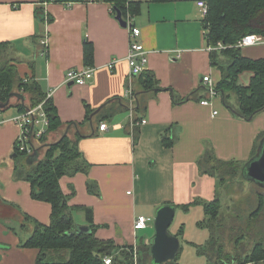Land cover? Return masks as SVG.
Segmentation results:
<instances>
[{
    "label": "crops",
    "instance_id": "obj_1",
    "mask_svg": "<svg viewBox=\"0 0 264 264\" xmlns=\"http://www.w3.org/2000/svg\"><path fill=\"white\" fill-rule=\"evenodd\" d=\"M197 1L134 0L138 14L125 16L129 14L132 26L140 31L136 41L146 52L145 71L153 74L159 88L141 92L139 77H130L126 60L129 31L116 20L110 2L0 0V43L10 44L8 51L14 56L9 53V60L13 59L18 77L33 80L45 95L50 93L60 121L56 130L46 134L45 142L34 143L37 158L44 155L43 145L64 136L77 143L89 170L63 176L60 188L65 195L74 192L68 204L81 208L72 212L73 219L74 214L80 219L77 226L89 229L82 209L89 210L98 227L95 237L112 241L119 251L125 245H149L152 221L162 205H174L175 215L193 216L200 226L205 213L193 203L217 198L216 177L202 174L198 166L207 146L221 161L245 164L264 137V110L244 120L220 100L200 104L206 98L202 77L210 76L216 86L221 74L210 61ZM262 40L242 47V55L264 59ZM86 41L93 48L89 66L93 77L82 86L65 84L67 71L87 68L83 63ZM250 78L245 72L240 83L247 86ZM127 90L132 93L131 108ZM22 95L26 105L29 99ZM173 95L182 102L174 103ZM20 103L11 98L10 106L0 110V264H35L37 251L21 246L30 236L23 231L21 216L50 224V204L33 200L30 183L15 174L20 129L13 118ZM101 123L106 124L104 131L98 129ZM164 139L172 141L169 148L163 146ZM185 205H190L188 210L182 209ZM140 216L149 220L147 228L134 232L133 223ZM183 225L177 227L182 234ZM178 232L174 236L181 249ZM138 233H142L139 239ZM191 246L194 261L190 264H201L200 260L211 264L198 246ZM182 254L176 264H182Z\"/></svg>",
    "mask_w": 264,
    "mask_h": 264
},
{
    "label": "trees",
    "instance_id": "obj_2",
    "mask_svg": "<svg viewBox=\"0 0 264 264\" xmlns=\"http://www.w3.org/2000/svg\"><path fill=\"white\" fill-rule=\"evenodd\" d=\"M112 3V12H120L124 18L127 12L136 15L139 12L138 5L126 0H106ZM168 0H153L163 3ZM208 7L207 15L201 21L207 46L217 47L220 43L224 46L219 51L210 52L212 66L217 67L221 79L216 84V91L222 96V102L232 112L244 120H249L256 113L264 110V59L252 60L241 53L237 43L248 35L260 36L264 39V0H204ZM50 19L48 18V21ZM8 43H0V102L5 103L14 86L21 89L19 94H28L31 102L29 107H35L45 100L46 95L33 80L19 78L15 65L10 60H5L9 48ZM83 63L88 68L93 63V48L87 41L83 45ZM250 73L249 84L240 83V75ZM139 77L141 92L158 91V82L153 74L144 71ZM235 95L237 109L227 103L230 94ZM173 102L179 103L173 95ZM179 101V102H178ZM137 105V104H136ZM19 113H24L28 107L24 103L17 105ZM119 107L126 108L119 104ZM43 109L48 120L46 133L38 140L45 142L48 132L56 130L60 121L55 106L50 99L46 100ZM87 114L89 112L87 111ZM99 121L98 123H100ZM172 141L163 140V146L169 148ZM45 152L38 159L37 147L32 145V152L27 154L15 145L14 157L17 158L16 177L23 179L31 185V198L50 204V224L43 226L24 215L23 231L30 236L21 243L23 248L35 249L37 256L35 264H104L103 258L110 257L111 264H135L133 260V245H125L123 250L114 245L112 241H102L95 237L98 228L93 224L89 210L82 209L89 223L88 232L77 233V225L72 217V212L81 210L78 207L69 206V198L73 195H65L60 188L59 180L63 176H72L77 173H87L89 164L85 162L79 153L77 143L70 141L66 136L53 144L43 145ZM244 164L237 162H225L216 158L213 150L207 146L205 154L199 160L198 166L202 174L214 176L217 182L223 183L235 178ZM90 190L91 184L87 185ZM260 205L262 198L258 196ZM203 207L205 219L200 226L210 229V237L207 244L198 246V251L211 264H264V243L258 241L249 250H245L242 240L251 238L255 229L256 219L261 214L262 206L254 210L246 219H242L238 212L230 225H224L220 217V204L216 198L212 202L195 201ZM190 205L182 206L188 210ZM89 213V217H88ZM223 226H225L223 229ZM219 231L217 235L214 233ZM242 232V233H241ZM177 236H182V230ZM232 242V245H230ZM225 244L229 249L225 248ZM139 248V249H138ZM118 249V250H117ZM143 249V250H142ZM145 250L148 259L145 260ZM136 264H151L149 259V245L142 248L136 247ZM118 255H116L117 253ZM115 253V254H114ZM140 253L144 256L142 260ZM178 255L173 261L166 264H176Z\"/></svg>",
    "mask_w": 264,
    "mask_h": 264
},
{
    "label": "built area",
    "instance_id": "obj_3",
    "mask_svg": "<svg viewBox=\"0 0 264 264\" xmlns=\"http://www.w3.org/2000/svg\"><path fill=\"white\" fill-rule=\"evenodd\" d=\"M51 1V0H50ZM134 2V0H126L127 6ZM196 5L198 9L200 10V14L202 19L205 18L208 12V7L207 4L204 0H198L196 2ZM111 11L112 10V3H111ZM128 13V12H127ZM123 21L126 23V28L129 31V49H128V54L126 56V60L128 62V66L130 69V77H138L141 75L142 72L145 71V66L147 64V56L146 52L143 50V47L140 43L136 41V39L140 36V31L139 29L135 28L132 26V19L129 14L125 16L124 18L122 17ZM263 40L260 36L256 35H248L242 38L238 43L237 47L242 48V47H247V46H253L256 44L261 43ZM42 44L45 45V42H42ZM224 46L222 44H218L217 47H210L208 46L209 52L212 51H219L223 49ZM111 65L109 66V68ZM93 77V68H85L81 70H69L65 74L64 78V83L65 84H75V85H85L87 84L88 81H90ZM202 83L205 88L206 92V98L200 101L201 105H209V101L213 100L216 95V86L214 85L213 81L211 80L210 76L205 75L202 77ZM127 98L130 99V108H131V103L133 101L132 99V93L130 90L126 91ZM50 99V93L46 95L45 100L38 104L35 107H27L24 113H21L17 115L15 118H13V122L19 127L20 129V134L18 137V149L21 152H25L27 154H30L32 152V145L36 141H38L45 133L48 128V120L46 118L43 105L46 100ZM213 114H216L214 112ZM141 123H145L144 120L141 121ZM98 129L100 131H104L106 129V124L101 123L99 124ZM149 220L145 217H138L135 219L133 223V231H141L145 230L147 228ZM134 246V251H133V260L134 263L136 264L137 260V255H136V247ZM104 264H111V258L110 257H104L103 258Z\"/></svg>",
    "mask_w": 264,
    "mask_h": 264
},
{
    "label": "rangeland",
    "instance_id": "obj_4",
    "mask_svg": "<svg viewBox=\"0 0 264 264\" xmlns=\"http://www.w3.org/2000/svg\"><path fill=\"white\" fill-rule=\"evenodd\" d=\"M201 15V14H200ZM9 53L10 56H14L12 52L7 51L5 60H9ZM13 60V59H12ZM10 60V62H12ZM21 89H18L16 86L12 89V92H21ZM24 94L28 97V94L24 92ZM227 97V103L232 106L233 108L237 109V104L235 100V95L232 93L230 96ZM29 98V97H28ZM30 100V99H29ZM214 100H220L222 102V96L218 92ZM16 100H11V104H15ZM31 104L30 101H27L26 105L29 107ZM223 104V102H222ZM224 105V104H223ZM225 106V105H224ZM228 108L227 106H225ZM231 110L230 108H228ZM232 111V110H231ZM20 113H18L19 115ZM217 199L219 200L220 204V217L222 219V223L224 225H230L229 221L232 220L231 217H235L238 212H241L243 216L242 219H246L254 210H257L260 206H262L261 214L257 217L256 226L254 230V239L253 235L251 238H247L243 241V248L247 251L249 250L254 243L261 241L264 243V188H261L256 182L246 180L244 177L239 174L230 180H227L223 183L218 182L217 184ZM258 196L262 198V205H260ZM194 211V210H191ZM196 211V210H195ZM199 211V210H198ZM74 222L76 225H79L80 219L76 214H74ZM198 219H193L189 216H184L183 214L175 215L174 220L172 221L169 227V233L171 235H175L179 229L177 227L183 225V234L181 236V249L178 253V256L182 254V260L185 262L182 264H190L193 262V249L191 248V244H195V246H203L205 242H208L210 237V229H206L205 227H200L196 225V221ZM152 221V220H151ZM183 222V223H182ZM225 226H223V229ZM149 233V232H148ZM216 235L219 231L214 232ZM242 233V232H241ZM142 233H138L137 238L139 239V235ZM232 245V242H230ZM233 246V245H232ZM141 247V246H140ZM142 248V247H141ZM225 248L229 249V246L225 244ZM143 250V249H142ZM117 253V252H115ZM114 253V254H115ZM145 260L148 259L146 250H145ZM117 255V254H116ZM142 260L144 256L140 253ZM119 257V255H118ZM150 259V257H149ZM201 264H203V260H200ZM168 263V262H167ZM141 264H145L141 262Z\"/></svg>",
    "mask_w": 264,
    "mask_h": 264
},
{
    "label": "water",
    "instance_id": "obj_5",
    "mask_svg": "<svg viewBox=\"0 0 264 264\" xmlns=\"http://www.w3.org/2000/svg\"><path fill=\"white\" fill-rule=\"evenodd\" d=\"M115 18L122 27L126 28V23L123 21L120 12H116ZM11 98H16L21 103L25 101L22 94L11 93L5 103L0 102V110L10 106ZM240 174L246 180L256 182L257 185L264 188V137L260 140L255 155L241 168ZM175 212L176 207L171 204L162 205L155 212L152 221L153 233L148 240L151 264H166L173 261L179 252L180 241L178 237L169 233ZM76 231L77 233L88 232V227L77 226Z\"/></svg>",
    "mask_w": 264,
    "mask_h": 264
}]
</instances>
